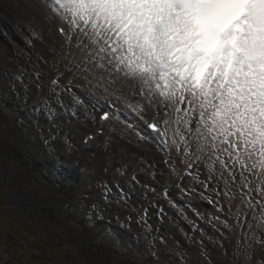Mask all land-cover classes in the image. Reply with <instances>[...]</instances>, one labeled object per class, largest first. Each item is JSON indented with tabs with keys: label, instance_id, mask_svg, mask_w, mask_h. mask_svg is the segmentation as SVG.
Here are the masks:
<instances>
[{
	"label": "rangeland",
	"instance_id": "obj_1",
	"mask_svg": "<svg viewBox=\"0 0 264 264\" xmlns=\"http://www.w3.org/2000/svg\"><path fill=\"white\" fill-rule=\"evenodd\" d=\"M58 26L64 25L35 0H0V126L13 130L6 150L0 146L8 211L33 231L74 240L99 258L101 252L109 264H218L220 255L224 264H252L258 232L264 237L259 180L251 177L246 188L237 174L226 185L219 165L213 171L210 161L185 159L171 131L167 142L148 136L144 123L153 107L138 106L142 97L127 86L98 87L74 41L67 47L59 40ZM77 98L85 102L76 104ZM44 101L48 107L37 108ZM109 108L121 119L113 118L103 138L87 147L83 139ZM184 169L186 180L172 183ZM201 185L210 196L199 197ZM90 187L95 202L84 198ZM125 208L140 215L128 217ZM6 259L0 245V264Z\"/></svg>",
	"mask_w": 264,
	"mask_h": 264
},
{
	"label": "snow or ice",
	"instance_id": "obj_2",
	"mask_svg": "<svg viewBox=\"0 0 264 264\" xmlns=\"http://www.w3.org/2000/svg\"><path fill=\"white\" fill-rule=\"evenodd\" d=\"M42 2L64 25L60 32L74 41L98 87L127 86L142 97L138 106L146 102L157 115L163 109L164 126L155 119L148 126L166 142L171 131L185 159L210 161L213 171L219 165L226 185L239 174L248 188L255 177L264 195V0ZM47 107V101L37 106ZM101 112V120L110 113L121 119L110 108ZM257 204L264 220V203Z\"/></svg>",
	"mask_w": 264,
	"mask_h": 264
},
{
	"label": "trees",
	"instance_id": "obj_3",
	"mask_svg": "<svg viewBox=\"0 0 264 264\" xmlns=\"http://www.w3.org/2000/svg\"><path fill=\"white\" fill-rule=\"evenodd\" d=\"M10 128L7 125L0 126V146L5 150L8 138L13 132ZM105 164L104 166L113 169V165ZM94 193L95 190L90 187L86 200L95 202ZM5 201V196L0 192V245L7 254L4 264H109L104 259V254L99 252L102 256L99 258L89 251L84 253L80 244L74 240H65V237L46 230L33 231L29 225L21 223L8 211ZM29 236L35 237L34 243H29ZM66 244L69 249H66Z\"/></svg>",
	"mask_w": 264,
	"mask_h": 264
},
{
	"label": "bare ground",
	"instance_id": "obj_4",
	"mask_svg": "<svg viewBox=\"0 0 264 264\" xmlns=\"http://www.w3.org/2000/svg\"><path fill=\"white\" fill-rule=\"evenodd\" d=\"M37 3H39V4H41V5H44L45 6V4L42 2V0H35ZM46 7V9H49L47 6H45ZM51 14H52V16L54 17V18H57V20H60L56 15H55V13H53V12H51ZM146 103V102H145Z\"/></svg>",
	"mask_w": 264,
	"mask_h": 264
}]
</instances>
